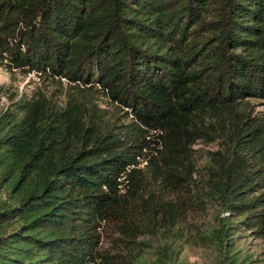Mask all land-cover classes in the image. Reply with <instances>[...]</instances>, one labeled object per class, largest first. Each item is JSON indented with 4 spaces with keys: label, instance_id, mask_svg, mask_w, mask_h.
Here are the masks:
<instances>
[{
    "label": "trees",
    "instance_id": "trees-1",
    "mask_svg": "<svg viewBox=\"0 0 264 264\" xmlns=\"http://www.w3.org/2000/svg\"><path fill=\"white\" fill-rule=\"evenodd\" d=\"M2 67L68 85L0 105V264L259 262L264 0H0Z\"/></svg>",
    "mask_w": 264,
    "mask_h": 264
},
{
    "label": "rangeland",
    "instance_id": "rangeland-1",
    "mask_svg": "<svg viewBox=\"0 0 264 264\" xmlns=\"http://www.w3.org/2000/svg\"><path fill=\"white\" fill-rule=\"evenodd\" d=\"M63 86L53 83L47 79H41L35 73L24 74L20 71H10L6 68H0V105L2 107L11 104L12 100L24 97L35 96L38 92L42 91L49 96H56L61 98L66 88L67 81H63ZM99 106L108 111L113 112L115 104L109 102L107 97L100 96ZM255 109L257 112L264 113V102H255ZM120 118L124 116L123 112ZM216 145H206L199 143L196 146L197 157L200 165L205 163L208 153L215 151ZM218 207H211L206 215L195 217L198 227L213 228L216 226V217L219 215ZM105 246V245H104ZM243 256L251 255L256 262L255 264H264V241L254 238L248 232H240L238 239V248ZM220 254L215 248L192 243L185 244L183 253L180 257V264H219Z\"/></svg>",
    "mask_w": 264,
    "mask_h": 264
}]
</instances>
